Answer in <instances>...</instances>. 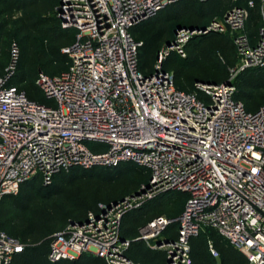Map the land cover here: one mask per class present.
<instances>
[{
    "label": "built area",
    "instance_id": "built-area-1",
    "mask_svg": "<svg viewBox=\"0 0 264 264\" xmlns=\"http://www.w3.org/2000/svg\"><path fill=\"white\" fill-rule=\"evenodd\" d=\"M178 1L58 0L55 16L75 37L61 49L67 69L37 75L46 103L8 85L19 57L17 44L10 45L0 76V199L17 195L22 183L36 177L49 185L54 175L74 167L133 162L149 175L138 194L100 205L84 222L55 233L47 255L52 263L89 254L103 264H139L125 255L129 241L121 238L122 216L174 191L187 194L183 212L174 219H152L136 240L164 249L166 264H190V238L210 228L248 264H264V102L255 112L246 111L234 99L233 84L239 72L264 67V0H258L255 42L246 35L234 38L241 56L237 72L219 84L196 82L188 93L176 88L162 63L172 52L185 57L194 36L242 31L254 3L232 7L202 28L176 29L157 51L152 72L144 75L137 58L142 42L130 30ZM84 142L104 150L91 152ZM171 223L178 224L177 238L157 240ZM24 247L0 232V264H11ZM208 250L218 258L211 241Z\"/></svg>",
    "mask_w": 264,
    "mask_h": 264
},
{
    "label": "trees",
    "instance_id": "trees-1",
    "mask_svg": "<svg viewBox=\"0 0 264 264\" xmlns=\"http://www.w3.org/2000/svg\"><path fill=\"white\" fill-rule=\"evenodd\" d=\"M249 0H181L160 10L154 17L135 25L130 33L135 40L142 42L138 50V70L144 75L152 72L157 51L171 42L177 28H202L213 19L221 18L232 7H247ZM246 29L254 31L250 38L253 44L260 27L258 0H252ZM58 0H0V56L7 58L6 47L15 42L19 57L14 74L8 85L23 91L32 101L43 103L42 95L35 84L41 71L49 76L62 73L67 69L68 59L61 49L74 41L75 31L62 29L56 18L54 8ZM33 11L11 21L1 16L12 9ZM50 12L46 16L45 12ZM11 25V26H10ZM10 26V27H9ZM9 27V28H8ZM222 34L208 33L196 36L185 46V57L172 52L162 63L166 72L173 71L175 86L179 91L192 92L196 82L222 83L228 79L216 75L187 74L188 70L198 67L199 57H211L201 49L198 41L208 36ZM200 38V40H199ZM222 52L231 49L226 38L220 44ZM186 52L189 57H186ZM10 58V50L9 57ZM63 66L58 72H52L53 65ZM216 66V65H215ZM4 69V68H3ZM40 70V71H39ZM4 74L1 72L0 76ZM178 83L186 85L185 88ZM234 99L240 101L246 111L255 112L264 102V68L245 69L233 80ZM258 94V95H257ZM257 95V96H256ZM263 101L258 104L257 100ZM148 171L133 162H122L115 167L95 166L89 169L74 167L69 172H61L52 177L49 185L44 186L39 178L22 183L17 195H6L0 199V232L25 245L20 253L14 255L11 264H103V261L89 254H82L73 261L60 260L52 263L47 259L52 236L63 230L72 221L82 223L90 212L97 213L100 205L109 206L136 193L148 181ZM82 185L77 187L79 184ZM121 185L122 190L115 192H97L92 184ZM67 188H73L72 192ZM174 192V191H170ZM168 193V192H166ZM164 193V194H166ZM173 206H181L176 215L162 213L163 206L154 199L144 201L139 207L128 211L121 219V238L129 241L126 257L139 264H165L166 251L151 249L143 240H136L139 229L152 219L164 215L169 219L177 218L184 210L187 194L176 192ZM9 207V209H7ZM177 223L169 224L157 240L174 241L177 238ZM196 237L189 240L190 264H248L246 257L213 229L204 228ZM208 241L213 243L218 258L212 257L208 250Z\"/></svg>",
    "mask_w": 264,
    "mask_h": 264
},
{
    "label": "rangeland",
    "instance_id": "rangeland-1",
    "mask_svg": "<svg viewBox=\"0 0 264 264\" xmlns=\"http://www.w3.org/2000/svg\"><path fill=\"white\" fill-rule=\"evenodd\" d=\"M32 12L33 11L31 10V8H28L27 10H24V11L12 9L9 13L2 15L1 19L8 17V18H10L11 21H14L17 18L22 17L24 15H29ZM44 14L46 16H48V15H50V12L46 11ZM72 31H74V30H72ZM253 32L254 31H252L251 29H246V23H245L243 30L240 32L226 31L224 34H222L220 36L219 35L218 36H215V35L214 36H208L206 39H202V40H200V38H199L200 41H198L199 42L198 45L201 47L202 50L207 51L211 57L204 58V57L200 56L199 61H198V67L195 68L194 70H188V72H186V73L187 74H193L194 73L197 75H216L218 78H225L228 76V78H229L230 74L236 73L237 70L239 69L240 65H241V56L239 54L238 49L236 48V46L234 44V38L238 35H246L248 37V39H250V38H253L255 36V33H253ZM194 37H196V36H194ZM193 38H191V39H193ZM226 38L230 41L231 49H228V51L222 52L220 49V44ZM9 50H10V47L9 46L6 47L7 58L5 59V61H3V56H0V73L1 72L3 73L4 69L8 66ZM189 56H190V54L188 55V53L186 52V57H189ZM52 67H53V69H52L53 71L50 73L58 72L63 66L56 64V65H53ZM170 73H173V71L171 70ZM178 86H180L182 88L186 87V85H184L183 83L182 84L178 83ZM199 98L202 99V96L200 95ZM262 101H263L262 99L257 100L258 104H260ZM42 102L46 103L43 99H42ZM83 144L91 152H98V151L104 150V147H101L100 145L93 143V142H84ZM81 185H82V183L79 184L77 187H80ZM91 187L93 189L98 188L97 192L98 193L101 192L100 194H103L104 192L108 193V192H115V191L122 190V187L120 184L119 185H113V186L112 185L106 186V185H99V184L95 183V184H92ZM67 189H69L71 192H72V190H74L73 188H67ZM162 194L163 195H161L157 200L163 206V208H162L163 212L162 213L167 214V215H171V216L179 213L181 210V206H179V205L176 207L173 206L174 204L178 203V201H175V198L177 197L176 192H168L166 194H164V193H162ZM151 199H154V197ZM7 209H9V207ZM202 231H203V233H207L204 230H202Z\"/></svg>",
    "mask_w": 264,
    "mask_h": 264
},
{
    "label": "water",
    "instance_id": "water-1",
    "mask_svg": "<svg viewBox=\"0 0 264 264\" xmlns=\"http://www.w3.org/2000/svg\"><path fill=\"white\" fill-rule=\"evenodd\" d=\"M177 29H178V28H177ZM166 44L168 45L169 43H166ZM135 194H138V193L136 192ZM74 223H75V222H73V221L71 222V224H74ZM168 260H169V259H168V256H167V257H166V262H165V264L168 262Z\"/></svg>",
    "mask_w": 264,
    "mask_h": 264
},
{
    "label": "crops",
    "instance_id": "crops-1",
    "mask_svg": "<svg viewBox=\"0 0 264 264\" xmlns=\"http://www.w3.org/2000/svg\"><path fill=\"white\" fill-rule=\"evenodd\" d=\"M250 40V39H249Z\"/></svg>",
    "mask_w": 264,
    "mask_h": 264
}]
</instances>
